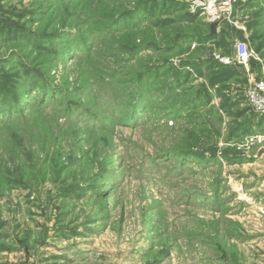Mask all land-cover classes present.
I'll return each instance as SVG.
<instances>
[{"label":"rangeland","instance_id":"obj_1","mask_svg":"<svg viewBox=\"0 0 264 264\" xmlns=\"http://www.w3.org/2000/svg\"><path fill=\"white\" fill-rule=\"evenodd\" d=\"M184 4L0 0V92L28 103L0 98V264H264V140L246 144L264 136L246 97L264 82V0L205 50ZM128 14L145 19L116 32ZM241 41L239 74L192 69Z\"/></svg>","mask_w":264,"mask_h":264},{"label":"trees","instance_id":"obj_2","mask_svg":"<svg viewBox=\"0 0 264 264\" xmlns=\"http://www.w3.org/2000/svg\"><path fill=\"white\" fill-rule=\"evenodd\" d=\"M185 6H186V11H187V4H184ZM143 16V15H142ZM142 16H140V17H135L134 16V14H128L127 16H126V18H123V19H125V20H122L121 22L120 21H118V25H121V28H119V29H117V30H115L116 32H118V31H121V30H123V29H133V28H135V27H137V25H138V23H140V22H142V20L143 19H145V17H142ZM186 16H188L190 19L191 18H197L198 17V15H190L189 13H188V11H187V13H186ZM133 18H137V19H139L138 21L136 20V21H133V22H131L132 20H133ZM126 27V28H125ZM202 27H203V32L200 34V35H198V37H196L197 39H195V40H197V42H198V44H199V46L200 47H202V49H204V48H207V46L209 45V44H211V43H215L216 42V39H218V38H220L221 36H222V32H221V30L219 31L218 30V28H217V30H218V33L216 34V35H209L210 34V30H208V25L206 24V23H203L202 24ZM114 31V32H115ZM108 32H112V31H108ZM60 35H58V33L55 35V37H59ZM4 37H6V39L9 37L7 34H6V36H4ZM179 39V38H178ZM183 40V41H182ZM184 42V41H186V39L185 38H180V40L179 41H177V43H176V41L173 43V45H175V46H177L178 44H180V42ZM67 44V43H66ZM218 44H219V42H218ZM217 44V45H218ZM172 45V46H173ZM77 46V45H76ZM178 46H180V45H178ZM54 47V46H53ZM79 47V46H78ZM149 47H151L152 48V46H150V45H143V44H141L140 46H138V48H140V50H142V49H148ZM218 48L217 49H220L221 48V46H217ZM80 48V47H79ZM86 48V49H85ZM173 48V47H172ZM88 49H89V46L88 47H83V48H80V50L82 51V52H85V54H86V52L88 51ZM208 49V48H207ZM79 50V51H80ZM205 50V49H204ZM55 51H56V48H55ZM61 51V50H60ZM72 51V50H71ZM57 52H58V56H60V53H59V51L57 50ZM63 52V51H62ZM134 52H136V49H133V50H131L130 52H129V54H134ZM66 56V55H65ZM215 65H218L219 67H221V68H224V69H226V70H228L229 72H230V74H229V76H231V75H234V74H239V70L243 67H241V66H237V65H233V64H226V65H224L222 62H220V61H218V59H216L214 56H213V54L211 55V56H209L208 58H206V59H202V60H198L197 62H195V63H192V69L193 70H195V71H197V73H199V75H203V74H201V72H202V70H205V73L206 72H211V71H213V69L216 67ZM219 76V78H216V80H214V81H212V83L210 84V86H205L202 90H200L198 93H197V96L195 95V98L194 99H192L191 100V102H189V104L190 103H192V104H197V102H199V103H201V102H203V103H209V100H210V98H211V95H212V93L215 91V84L218 82V83H221V82H225L224 80H225V78H222V76L219 74L218 75ZM221 76V77H220ZM34 80H35V78H33ZM146 80V79H145ZM36 81V80H35ZM143 83V81L141 80V81H139L138 82V84H142ZM217 83V84H218ZM32 85H31V87H34L35 86V82L33 81V83H31ZM24 85V84H23ZM38 87H40L41 88V91H42V89H43V94H42V96L45 94L44 92H45V89L43 88L44 86H37L36 85V88H38ZM214 89V90H213ZM12 91H13V89H12ZM10 89H8L7 88V90H3V91H1L0 92V98L2 97L3 99H4V109L6 108V110H4V113H5V111H6V113H8L9 112V109H11V107L12 108H16L17 109V111H19V110H21L23 107H26L27 105H28V103H27V101H26V98L25 97H22V93H21V91H20V93H16V94H14V92H12ZM168 94V93H167ZM170 95V94H169ZM41 96V97H42ZM15 99H14V98ZM18 97V98H17ZM20 98V99H19ZM13 100H16V102H17V100H18V104H14L13 105ZM15 102V103H16ZM189 104H186L187 105V107H189ZM193 107H196V105H194ZM3 113V112H2ZM18 113V112H17ZM3 115V114H2ZM8 119V118H7ZM245 122L241 125V131L243 132V133H245V132H251V131H253V129L255 130V126H254V118L252 117L251 119H249V118H246L245 120H244ZM245 126H247V127H245ZM243 127H244V129H243ZM240 131V132H241Z\"/></svg>","mask_w":264,"mask_h":264},{"label":"built area","instance_id":"obj_3","mask_svg":"<svg viewBox=\"0 0 264 264\" xmlns=\"http://www.w3.org/2000/svg\"><path fill=\"white\" fill-rule=\"evenodd\" d=\"M248 0H185L187 11L190 15H198L209 26L214 22L230 21L236 9L245 5ZM252 54L248 49V45L244 42L235 43V53L231 58L221 59L225 65L233 64L243 66L247 69L249 59ZM246 97L248 104L253 108L254 114L264 116V82H258L254 86H250L247 90ZM264 136L249 138L246 141L248 146L253 144H261ZM258 213L264 215V206L257 209Z\"/></svg>","mask_w":264,"mask_h":264},{"label":"water","instance_id":"obj_4","mask_svg":"<svg viewBox=\"0 0 264 264\" xmlns=\"http://www.w3.org/2000/svg\"><path fill=\"white\" fill-rule=\"evenodd\" d=\"M221 24H222V22L210 23V25L208 26V30H210V34L209 35H216L218 33L217 28ZM261 153H263L262 149H260V151H259V156H260Z\"/></svg>","mask_w":264,"mask_h":264}]
</instances>
